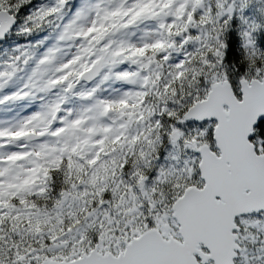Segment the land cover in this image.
Segmentation results:
<instances>
[{"label": "snow or ice", "instance_id": "snow-or-ice-1", "mask_svg": "<svg viewBox=\"0 0 264 264\" xmlns=\"http://www.w3.org/2000/svg\"><path fill=\"white\" fill-rule=\"evenodd\" d=\"M0 264H264V0H0Z\"/></svg>", "mask_w": 264, "mask_h": 264}, {"label": "rangeland", "instance_id": "rangeland-1", "mask_svg": "<svg viewBox=\"0 0 264 264\" xmlns=\"http://www.w3.org/2000/svg\"><path fill=\"white\" fill-rule=\"evenodd\" d=\"M76 2V0H73V3H75Z\"/></svg>", "mask_w": 264, "mask_h": 264}]
</instances>
